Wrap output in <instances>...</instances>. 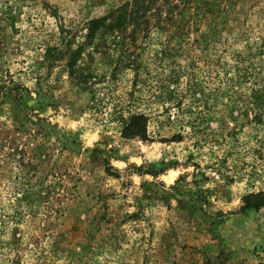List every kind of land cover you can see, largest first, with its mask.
Instances as JSON below:
<instances>
[{"label": "rangeland", "instance_id": "374dc122", "mask_svg": "<svg viewBox=\"0 0 264 264\" xmlns=\"http://www.w3.org/2000/svg\"><path fill=\"white\" fill-rule=\"evenodd\" d=\"M133 1L0 0V264H264V0Z\"/></svg>", "mask_w": 264, "mask_h": 264}, {"label": "trees", "instance_id": "16d2710c", "mask_svg": "<svg viewBox=\"0 0 264 264\" xmlns=\"http://www.w3.org/2000/svg\"><path fill=\"white\" fill-rule=\"evenodd\" d=\"M156 8L155 11H153ZM163 8V7H162ZM179 10L178 13H182L183 10L180 9L179 4L173 5V10ZM149 10L151 12H149ZM160 7H156V0H134L130 5L125 7V5L116 11H113L103 17L93 18L87 22L86 25V41H91L93 38H96L99 33L105 31L110 34V37L113 41H139L149 37L151 30L153 27L151 26V21L157 17L158 11H160ZM148 14L154 15L155 17H150ZM179 19V17H177ZM175 20V16H174ZM181 20H185L184 17H180ZM177 22V19L175 20ZM186 23L183 25H176L175 31L173 33L172 38L176 41H185L190 27L188 25V21L185 20ZM132 27V28H131ZM164 30V29H163ZM67 30L62 28L60 33V41H72L66 35ZM158 33H161L158 31ZM165 37L167 36V29L163 31ZM190 40V39H189ZM77 52L73 53L72 59L68 63V67L70 69V74L75 73V57ZM49 56L52 55L51 51L48 52ZM146 118L144 115H133L130 118L129 123L127 124V134L130 136L138 135L140 137H144L146 133V125L140 124V121L144 122ZM264 200L258 202L254 205V207L263 206Z\"/></svg>", "mask_w": 264, "mask_h": 264}]
</instances>
